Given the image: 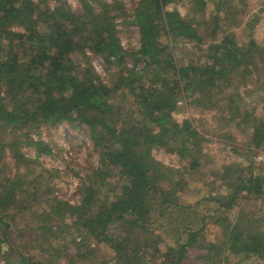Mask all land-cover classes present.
I'll return each instance as SVG.
<instances>
[{"label":"trees","instance_id":"obj_1","mask_svg":"<svg viewBox=\"0 0 264 264\" xmlns=\"http://www.w3.org/2000/svg\"><path fill=\"white\" fill-rule=\"evenodd\" d=\"M244 8L0 0V264H264L263 164L214 169L210 139L180 119L188 106L214 111L247 153H264V106L244 99L250 85L246 94L264 98V42L259 19L241 21ZM132 30L139 44L125 47ZM64 124L87 134L88 159L98 158L77 204L56 195L60 172L40 163L52 155L42 129ZM159 149L180 168L158 161Z\"/></svg>","mask_w":264,"mask_h":264},{"label":"rangeland","instance_id":"obj_2","mask_svg":"<svg viewBox=\"0 0 264 264\" xmlns=\"http://www.w3.org/2000/svg\"><path fill=\"white\" fill-rule=\"evenodd\" d=\"M73 7L78 6V0H68ZM109 1V0H107ZM126 8L131 12L136 7L138 0H121ZM187 2H183L178 5L180 12L184 15L189 13L190 7ZM242 20L244 23L250 19H259V22L254 29L255 37L258 41L264 42V0H245V8L243 9ZM191 13V11H190ZM241 32L243 30V39L246 40L249 34L247 27H237ZM122 42L125 47H137L138 34L132 30L131 34L122 35ZM177 55L182 60L185 58L184 48L179 47ZM94 65L99 74L105 77L106 73L103 68L101 60H94ZM255 90L253 85H250L246 91ZM244 95V99L247 102H256L261 106H264V98L261 97V91L255 92V94ZM258 97V98H257ZM184 114V113H183ZM184 116L189 117L194 121V125L200 129L202 133L206 135L210 142L206 143L204 150L208 153L213 160L214 169H218L223 165L228 164H241L253 159L256 161V156L264 154L262 152H255L253 154L247 153L245 149V137L241 133L232 127H225L219 125L214 111L201 112L195 107H189L184 115H180V119ZM224 128V129H223ZM230 133L235 139L234 143L228 139H223L221 133ZM41 138L50 143L52 147V155H43L40 158V163L52 171H59V175L54 178L56 195L64 200L69 201L72 204H77L82 199V193L79 189L82 178L89 172V167L97 165V155L92 159H88V155L92 152L90 137L81 132L75 131L68 125H60L56 128H44L41 131ZM233 144H236L239 149H234ZM26 153L32 157H35L36 152L34 149H26ZM155 158L164 163L167 166H173L180 168V164L172 158L165 150L159 149L154 151ZM257 166L260 168L261 163L257 162ZM211 170V169H210ZM208 169L207 172L209 173ZM199 179V178H198ZM213 178L210 176L209 180ZM192 183V188L195 187L197 191L204 186L201 181ZM207 188H205V191ZM205 191L197 195L196 200L203 196ZM194 201V198H192ZM191 201V199H190Z\"/></svg>","mask_w":264,"mask_h":264},{"label":"built area","instance_id":"obj_3","mask_svg":"<svg viewBox=\"0 0 264 264\" xmlns=\"http://www.w3.org/2000/svg\"><path fill=\"white\" fill-rule=\"evenodd\" d=\"M257 162L263 164L264 166V154H260L256 157Z\"/></svg>","mask_w":264,"mask_h":264}]
</instances>
